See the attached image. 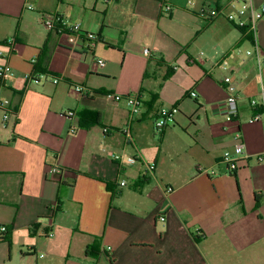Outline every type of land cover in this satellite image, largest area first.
Masks as SVG:
<instances>
[{
	"label": "crops",
	"instance_id": "obj_1",
	"mask_svg": "<svg viewBox=\"0 0 264 264\" xmlns=\"http://www.w3.org/2000/svg\"><path fill=\"white\" fill-rule=\"evenodd\" d=\"M165 2L168 13L160 0H0V102L12 111L5 121L0 108V264H264V105L250 121L264 16L248 33L228 21L231 0ZM52 13L99 41L47 29ZM239 134L245 158L231 172L222 158ZM122 151L153 175L141 160L121 168Z\"/></svg>",
	"mask_w": 264,
	"mask_h": 264
},
{
	"label": "built area",
	"instance_id": "obj_2",
	"mask_svg": "<svg viewBox=\"0 0 264 264\" xmlns=\"http://www.w3.org/2000/svg\"><path fill=\"white\" fill-rule=\"evenodd\" d=\"M165 3V12L168 13L171 10V7L165 2L166 0H160ZM235 6L236 4L239 5V8L234 12L227 15L228 21L233 23L235 26L239 27L240 29H243L244 31L248 33H255L257 31L258 23L260 19L264 16V5L260 9H256V7L253 5L252 2L246 1V0H231L229 3ZM42 23L43 25L50 30H57L60 33H72L76 35L77 37H84L87 41L90 42V44H94L95 42L99 41V37L94 34H84L82 33L81 25L71 23L68 20L64 19L59 13H52V14H43L42 15ZM10 48L13 46V41L9 43ZM144 54L147 56H150V51L148 49H145ZM100 65H104V61H99ZM262 64L264 65V59H262ZM11 72L10 66H5L3 70L1 71V77H3L5 74ZM57 83L58 80H55ZM223 83L225 85V89L227 91V98L225 102L222 105V108L225 110L226 119L228 121H232L235 117L238 116L239 108H238V95H237V81L236 77L234 75H228L223 79ZM76 91L78 93H85L84 89L82 87H76ZM190 96L193 99H197L198 95L196 92H192ZM116 100H120L121 97L115 96L113 97ZM127 103L130 107V116L133 117L135 115H138L141 111L142 102L140 99V96L138 94L129 95L126 97ZM251 107L256 110L253 117L251 118V122H257L261 119V114L258 109H260L264 105V85H262L260 93L258 97L251 98L250 99ZM9 102H0V108H3L5 110V121H7L11 116V109L9 106ZM179 112L178 108L173 107L171 109H163L159 117L156 119L154 124V129L157 134H161L168 125L174 122V116ZM69 116H74V112L69 111L67 112ZM104 133H108L109 129L104 128ZM125 136L127 137L128 141H132V135L129 128H126L123 130ZM238 144L236 145L235 149L231 151H227L224 153L222 162L225 163L229 170L231 172H235L239 168V163L242 161L245 156V149L246 145L242 139V135L239 134L237 136ZM114 160L117 161V163L120 165L121 168H123L127 164H136L139 160L140 162L144 163L146 165V171L147 173L153 175L154 173V167L150 164H148L143 157L133 158L128 157L125 153V151H122L120 153H116L114 155ZM258 161L262 162L264 160V153H261L258 155ZM56 172H60V169L56 167ZM198 171L200 172H208V170H205L203 168H199ZM214 173V171H212ZM125 183H123L124 185ZM7 232L6 226L0 227V233L5 234ZM2 236L0 237V239Z\"/></svg>",
	"mask_w": 264,
	"mask_h": 264
},
{
	"label": "trees",
	"instance_id": "obj_3",
	"mask_svg": "<svg viewBox=\"0 0 264 264\" xmlns=\"http://www.w3.org/2000/svg\"><path fill=\"white\" fill-rule=\"evenodd\" d=\"M97 116H98V115H97ZM96 123L98 124V123H99V120H97Z\"/></svg>",
	"mask_w": 264,
	"mask_h": 264
}]
</instances>
